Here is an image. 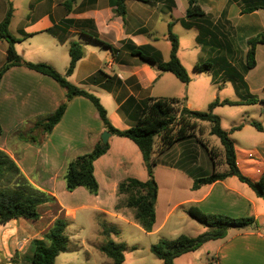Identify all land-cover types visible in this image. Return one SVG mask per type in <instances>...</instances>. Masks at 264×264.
Segmentation results:
<instances>
[{"label": "rangeland", "instance_id": "obj_1", "mask_svg": "<svg viewBox=\"0 0 264 264\" xmlns=\"http://www.w3.org/2000/svg\"><path fill=\"white\" fill-rule=\"evenodd\" d=\"M30 1L0 0V10H7L10 6L11 8L17 7L18 11H21L25 4ZM186 1L179 0V3L185 4ZM198 3L200 7L203 6V8L201 7L202 9L206 10V20L204 19V22L198 24L202 25V27L207 26L213 31L216 36L215 46H202V44L195 41L194 37L197 28L185 29L180 24H176L172 32L178 40L177 55L186 69L190 81L184 84L171 74L166 73V76L162 78L153 92L157 95L169 94L183 99L182 104L191 110H205L214 98L231 101H241L248 96L264 98V44L259 45L257 49L258 65L249 70L244 76L246 85H242L238 79L240 74L243 75L242 66L245 62V52L247 50L246 39L264 30V11L258 10L254 13L255 15H241L239 12L240 4L236 0H198ZM178 13H180V8H178ZM40 44L44 43L41 42ZM22 45L19 48V53H17L25 60L47 62L57 72L65 73L67 65L65 64V67H61L66 54H64V51L59 52L55 59V56L52 57L49 53V51L53 53L54 49H56L52 47L53 45L49 47L39 45V49L26 47V43ZM169 49V41L163 40L160 50L164 57H168ZM222 58H225L234 69L228 71L226 68V72H223L225 69ZM49 59L56 65L47 61ZM207 59L214 60V65L210 71L202 73L193 71V65L196 61ZM13 72L4 77L0 86V121L3 129V133L0 135V149H3L16 161L22 158L24 151L22 143L27 142L31 146L33 145L32 150H25L24 158L21 161L22 167L32 173L30 176L31 180L35 181L38 186L49 188L51 193L54 196L56 195L53 203H58L63 207H76L73 219L64 218L67 223L65 230V235L68 239L67 249L58 255L55 264H112L111 259L99 250V245L107 240V237L101 233V223L115 227L116 232H110L109 239L126 244V248L123 251L124 264H162L150 251L151 244L155 243L159 238L175 239L181 234L194 237L206 230V227L190 218L185 211L177 208L170 213L163 226L153 233H147L133 222L117 220L110 215L101 214L100 211L96 210L97 204L94 196L89 194L84 188V192H81V190L67 191L63 180L67 162L72 157L89 151L90 137L96 134L95 132L101 125L97 112L88 99L80 98L82 100L76 102L71 109L70 117L72 116V118H66L53 132L49 138L50 140L46 141V144L37 146L30 140L28 141L25 133L33 129L32 126L35 119L44 117L54 110L45 106L43 109L33 112L36 107H33L35 103L32 99L27 105L21 106L19 104L18 107L16 97L9 95L7 89L12 88L11 83L13 82L20 84L28 82L32 84V87H40L42 91L46 92L48 101L55 98L59 102L64 99V90L48 76L35 74L39 79H33L26 74L28 69L25 67L20 66ZM102 101L108 106L104 97H102ZM25 110H28V112ZM31 111L34 114H31ZM213 112L220 117L221 128L226 131H229L231 126L242 122L247 116L260 122L263 128L261 131L247 124L244 128L233 131L230 136L236 140L234 143L238 158L236 161L238 160L239 169L242 173L251 178L264 174V104L225 105L214 108ZM25 114H29V116ZM23 115L26 117L22 118ZM18 116L19 118H17ZM39 132V130H34L30 134L38 136L39 134L37 133ZM87 132L88 135H86ZM20 136H25L24 139H27V141L21 140ZM198 139L216 153V170H226L227 166L224 163L222 146L217 137L209 134L208 122H198L195 136L175 145L164 158V161L183 167L186 172L191 171L197 176L209 174L212 168L211 162L206 149L199 143ZM249 151L253 153V160L246 162V159L251 158L249 157L251 155L248 153ZM254 159L262 163L258 164ZM251 162L254 163L253 169L251 165H248ZM158 177L160 178V175ZM163 178L164 176L162 175V179H159L161 193L165 190L163 185L165 179ZM223 183L226 187L233 188L238 193H243L244 197L248 199L247 206L246 208L244 207L245 209L242 213L238 214L239 209H232L234 207L231 206L233 197H231L232 200L222 197L223 202L221 198L215 195L205 205L215 202L218 205L217 209L221 210L220 206H222L223 211H225L224 213L221 212V214H227L232 217L254 216V225L244 229H230L229 235L239 231L242 233L246 231L250 234L246 239L248 245L254 244L257 246L254 251L245 255V259L244 257L242 258L244 261L241 264H264V250L262 249L264 241L256 235L258 232L264 235V198L257 197L251 188L240 182L235 176H228ZM188 191L185 181H182L180 183V192L187 194ZM159 205L158 212H160L162 203L159 202ZM54 209V206L48 208L40 205L38 207L39 215L41 216V219L37 222L39 226H43L49 219H52V210ZM201 210L210 213L204 209ZM18 219L21 223L31 221L23 218ZM14 230L15 228L11 231L7 229L1 231L0 229V264L5 262L10 264H28L24 257L28 255L29 251L27 253L15 251L11 255L7 252V238L13 235L11 233H15ZM237 238L240 239V237ZM42 239L45 240L44 234ZM218 245L219 239L206 241L197 249L174 258L173 262L174 264H206L211 259L208 258L215 253ZM133 246H136V248H132ZM260 251L262 252L259 253Z\"/></svg>", "mask_w": 264, "mask_h": 264}, {"label": "crops", "instance_id": "obj_2", "mask_svg": "<svg viewBox=\"0 0 264 264\" xmlns=\"http://www.w3.org/2000/svg\"><path fill=\"white\" fill-rule=\"evenodd\" d=\"M63 2L64 0H31L25 4V7L21 11H18L19 9L17 7L12 8V16L8 29L14 38L19 39V41L14 44L15 50L18 53L20 51L19 48L22 47L24 43H26V47H34L36 49H39V45H46L47 47L53 45L52 47L56 49H54L53 53L50 51L49 53L52 57L55 56V59L59 52L64 51V54L66 53L64 56V63L61 66L65 67V64L67 65L69 62L68 48L70 43L73 41L80 43L83 46L84 55L77 61L68 79L77 87L96 94L104 105V108H106L111 124L118 129L128 128L132 124L127 114H125L123 110H120V106L124 102L127 104V113L132 114L134 111L138 110L141 101L146 97H175L169 94L157 95L153 92L162 78L166 76L165 74L171 73L161 71L155 64H151L138 56L132 55L130 47L150 45L160 53L162 60H167L168 57H164L160 50V46L163 40L169 41L167 38L169 23H171L172 31L176 24L181 25L179 22L180 20L186 19L185 9L187 1L185 4H182L179 3V0H173L174 4L172 5L170 0H125V14L123 16L117 15L114 12L115 6L111 0H74L69 10L66 9ZM201 7L203 8V6ZM178 8H180V13H178ZM6 11L7 10L4 9L0 10V22ZM256 11L248 14L255 15L254 13ZM204 12H206V10H204ZM193 23V26L190 28L181 26L185 29L197 28L194 37L196 41V36L199 33L197 24L200 22L193 21ZM47 29H50L51 32H47ZM24 33L29 35L24 36ZM91 37H96L100 41L107 43L113 50L101 46ZM209 40H211V38L208 35L203 46H210ZM41 42L44 44H40ZM258 46L256 47L255 67L258 65ZM6 47L7 42L4 39H0V65L5 60ZM47 61L53 64L52 60L49 59ZM53 65H56V63ZM18 67L20 66H13L4 73L0 81V86L4 77L8 76L10 73H14L13 71H16ZM26 74L33 79H39L37 75L40 73L28 69ZM40 75L45 76L43 74ZM26 83L20 84L13 82L11 83L12 88L10 87L7 89L9 95L11 94L16 97L18 107L19 104H21V106L27 105L32 99L35 103L33 107H36L35 109L33 108V112H35V110H41L45 106L55 110L60 103L59 100L57 101V99L52 98L48 101L47 93L42 91L40 87H32L31 83ZM102 97L106 99L108 106L104 104ZM80 98L82 97L76 96L69 101L61 119L55 124L46 140L42 142L41 145L46 144V141L50 140L49 138L58 126H60L66 118L70 117L72 107L76 102L82 100ZM131 98L132 100L127 103V100ZM25 111L28 112V110ZM33 112L31 111V114ZM25 115L29 116V114ZM25 115H23L22 118H25ZM17 118H19V116ZM71 118L72 116L70 119ZM245 120L255 119L247 116L243 119L242 122H244V124L240 129L247 125ZM102 131H104V128L101 123L100 127L95 132L96 134L90 137L91 142H89L90 145L88 146V150L100 139ZM86 135H88V132ZM233 141L235 143L236 140L233 139ZM108 144L109 147L107 151L93 163L94 175L99 184L98 193L92 195L97 204L96 210L100 211L101 214L110 215L117 220L130 221L136 224L132 219L129 209L125 207L118 210L115 209L118 200L116 186L126 177H136L142 181L146 180L147 175L140 151L132 141L125 137L111 135L108 139ZM177 144L179 143H175L168 151L166 150L164 153L156 156L157 165L154 168V177L157 182L158 191L155 203V222L152 231L147 233H153L159 227L163 226L174 209L181 208L182 211H185L184 208L190 204H194L200 209H204L210 213H224L225 211H223L222 206H220L221 210L217 209L218 205L215 202L205 205L208 201H211V197L215 195L222 200L223 198L232 200L231 197H233L234 199L231 202V206L234 207L232 209H239L238 214H241L247 206L248 199L244 197L243 193H238L237 190L226 187L223 183L225 179L203 185L193 190L191 189L192 181L197 175L191 171L186 172L183 167L164 161V158L168 155L170 150ZM32 146L27 142L22 143L24 149L22 158L17 159L15 162L29 181L49 196L50 201L41 204V206H47L48 208L54 206L55 209L52 210V219H49L43 226H39L37 223L38 220L41 219V216H39V219L35 221L31 220L27 223H21V221L16 218L0 225L1 231L5 229L11 231L15 228V233H11L13 235L7 238V252L9 255L15 251L21 253H27L29 251V255L31 241L33 239H42L43 234L48 231L56 218L73 219L76 211V207L74 206L63 207L58 203H53L56 199V195L54 196L49 188L38 186V184L36 185L35 181H32L30 178L32 173L26 171L22 167L21 161L24 158L25 150H32ZM251 152L252 151L248 152L251 154L249 156L251 158L246 159V162L253 160V153ZM236 159H238L237 156ZM260 159L262 160V158ZM254 161L258 164L262 163L255 159ZM253 164V162L248 163V165H251V168ZM237 165L239 167L238 160ZM158 175H160V178ZM162 175L164 176L163 179H165L163 184L165 190L163 193H161L159 186V179H162ZM259 176L249 178L256 180ZM182 181H185L186 189L189 190L187 194L180 192V183ZM78 190L84 192L82 187H77L73 192ZM159 202L162 203L160 212H158ZM214 205H216V207H214ZM229 230L225 237L219 239V245L215 253L208 259L214 258L217 260L218 264H241L245 259V255L254 251L257 246L254 244L248 245L246 239L250 234L246 231L244 233L239 231L229 235ZM256 235L264 241L263 234L258 232ZM237 237H240V239ZM262 249L264 250V247H262ZM261 252L262 251L259 253ZM243 257L244 259L242 260ZM4 264L10 263L5 262Z\"/></svg>", "mask_w": 264, "mask_h": 264}, {"label": "trees", "instance_id": "obj_3", "mask_svg": "<svg viewBox=\"0 0 264 264\" xmlns=\"http://www.w3.org/2000/svg\"><path fill=\"white\" fill-rule=\"evenodd\" d=\"M74 0H64L63 4L69 10ZM115 6L114 12L117 15L125 14V0H111ZM173 5V0H170ZM240 4V14H248L256 10L264 11V0H236ZM12 16V8L9 6L2 21L0 22V39L7 42L5 50V60L0 66V81L4 73L13 66H22L43 74L53 79L60 88L64 90V99L55 110L44 117L35 119L32 130L25 133L28 141L30 140L37 146L51 132L55 124L59 122L69 101L76 96L88 99L94 106L97 115L103 125L104 130L111 135L125 137L132 141L140 151L143 166L147 178L142 181L136 177H126L116 186L117 203L115 209L125 207L131 211L133 221L145 232H151L155 222V203L158 186L154 177V168L157 165V155L170 149L175 143L186 141L195 136L198 122L209 123V134L218 138L223 149L224 163L227 169L224 171L216 170V153L207 145L198 139L199 143L206 149L211 162V172L196 176L191 185L195 190L203 185L222 181L228 176H235L240 182L246 184L252 189L257 197L264 198V174H261L256 180L244 175L236 161V152L234 141L230 133L239 130L244 122L231 127L230 131L221 128L220 117L213 112L214 108L225 105L236 104H264V98L248 96L241 101H231L227 99L220 100L214 98L205 110H191L183 105V99L176 97H146L141 101L138 110L132 114L126 111V102L120 106L125 114L130 118L132 124L125 129H118L113 126L108 118L107 111L101 104L99 98L93 93L79 88L71 83L67 77L72 74L77 61L83 57V46L78 42H71L68 48L69 62L64 74L57 72L47 62H32L25 60L15 50L14 44L19 39L14 38L9 32V24ZM186 19L179 22L185 28L193 26V21L204 22L205 12L197 3V0H187L185 9ZM205 19V20H204ZM199 33L196 41L202 46L209 35L210 46H215L216 36L207 26L197 24ZM51 32L50 29L46 30ZM29 34L24 33V36ZM93 38L101 46L110 48L107 43ZM167 38L170 42L169 56L167 60H162L160 53L150 45L139 47H130L132 55L138 56L151 64H155L161 71L170 72L181 83H188L190 77L181 63L177 51L178 40L171 31V23L168 25ZM247 50L245 52V62L242 66L243 75L238 79L242 85L245 84V74L256 65L255 54L256 47L264 44V30L251 36L246 40ZM224 71L233 70L231 64L222 58ZM214 60L207 59L196 61L193 65V71L197 73L208 72L212 69ZM264 89V86H263ZM132 100L129 99L128 101ZM245 123L261 131L262 125L256 120H245ZM34 130H39V134H30ZM2 125L0 123V134ZM41 135V139H40ZM20 136L21 140H26ZM109 147L108 141L103 144L100 139L87 152L78 154L68 160L63 180L65 189L69 192L77 187L84 188L89 194L96 195L99 190L98 181L94 175V161L103 155ZM50 201L49 196L41 189L35 187L29 179L21 172L15 160L10 157L3 149H0V225H3L11 219L23 218L35 221L39 219V205ZM186 214L206 227V230L198 235L191 237L181 234L175 239L159 238L150 245V251L162 262V264H174V258L197 249L202 243L209 240H217L225 237L229 229H244L255 224L254 216L246 215L241 217H232L221 213H208L202 211L198 206L190 204L185 208ZM66 220L56 218L48 231L44 234V239H33L31 241L30 254L24 258L28 264H54L55 258L67 249V236L65 235ZM101 233L107 237V240L99 245V250L106 257L110 258L112 264H124L123 251L126 248L124 242H114L109 239L112 231L116 232L115 227L101 223ZM136 248V247H132Z\"/></svg>", "mask_w": 264, "mask_h": 264}, {"label": "water", "instance_id": "obj_4", "mask_svg": "<svg viewBox=\"0 0 264 264\" xmlns=\"http://www.w3.org/2000/svg\"><path fill=\"white\" fill-rule=\"evenodd\" d=\"M110 136H111V134H110L108 131L104 130V131H102V133L100 134V141H101L103 144H105V143H107V141H108V139H109Z\"/></svg>", "mask_w": 264, "mask_h": 264}, {"label": "built area", "instance_id": "obj_5", "mask_svg": "<svg viewBox=\"0 0 264 264\" xmlns=\"http://www.w3.org/2000/svg\"><path fill=\"white\" fill-rule=\"evenodd\" d=\"M206 264H218L217 260L214 258H211L208 263Z\"/></svg>", "mask_w": 264, "mask_h": 264}]
</instances>
